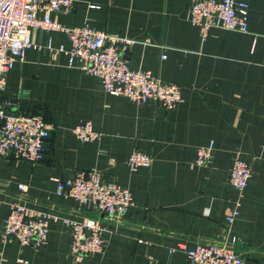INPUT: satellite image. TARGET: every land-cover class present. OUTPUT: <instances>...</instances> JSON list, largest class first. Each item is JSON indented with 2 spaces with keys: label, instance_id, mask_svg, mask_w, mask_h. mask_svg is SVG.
Instances as JSON below:
<instances>
[{
  "label": "crops",
  "instance_id": "1",
  "mask_svg": "<svg viewBox=\"0 0 264 264\" xmlns=\"http://www.w3.org/2000/svg\"><path fill=\"white\" fill-rule=\"evenodd\" d=\"M192 1L75 0L72 12L52 16L67 28L90 25L134 39L126 54L131 69L179 85L183 101L175 110L108 94L97 77L69 66L59 51L71 47L65 32H32L25 62L6 76L3 101L17 105L4 110L41 115L53 131L41 162L0 156V264H189L197 244L235 236L246 264L263 263L264 0H241L250 6L248 33L213 28L206 37L191 21ZM85 122L100 139L77 138L73 129ZM211 143V163L199 166L198 149ZM136 150L154 157L151 167L130 168ZM237 156L253 171L242 194L230 183ZM92 169L132 192L123 221L57 194L58 180ZM16 203L60 218L50 222L44 246L3 239ZM88 217L103 221L105 251L74 256L73 229L63 219Z\"/></svg>",
  "mask_w": 264,
  "mask_h": 264
},
{
  "label": "built area",
  "instance_id": "2",
  "mask_svg": "<svg viewBox=\"0 0 264 264\" xmlns=\"http://www.w3.org/2000/svg\"><path fill=\"white\" fill-rule=\"evenodd\" d=\"M75 0H0V156L38 163L44 160L45 145L50 139L53 126L43 116L13 115L4 107H16L14 102L3 101L7 74L26 60L27 52L34 46L32 32L35 30L61 31L68 35L70 49L62 46L59 51L69 56V66L97 77L104 90L114 96L131 99L138 105L154 101L167 110H175L183 101L182 88L161 80L150 71L132 70L126 57L128 49L136 41L132 38L97 30L90 25L67 28L53 14L70 13ZM249 4L241 0H193L189 14L192 23L199 27L203 37L213 28L249 32ZM245 10L246 14H240ZM73 132L83 142L100 139L101 133L91 122L77 125ZM214 144L200 147L196 163L206 166L213 158ZM154 157L136 150L129 157L132 170L151 167ZM252 166L240 156L234 159L230 171L231 185L242 194L252 178ZM25 189L24 185H20ZM57 194L85 207L91 204L94 210L108 220L121 222L134 205L132 192L117 183L104 180L97 169L80 171L67 180H58ZM238 214V210H235ZM60 218L46 212L28 209L22 204H13L4 222L5 242L17 240L24 246L40 248L48 240L51 221ZM229 222L234 217L228 218ZM73 229L71 253L87 257L103 253L106 241L103 238V221L85 218L82 221L63 219ZM241 238L231 242L199 243L189 250V264H246L237 251ZM149 264H161L152 260Z\"/></svg>",
  "mask_w": 264,
  "mask_h": 264
},
{
  "label": "water",
  "instance_id": "3",
  "mask_svg": "<svg viewBox=\"0 0 264 264\" xmlns=\"http://www.w3.org/2000/svg\"><path fill=\"white\" fill-rule=\"evenodd\" d=\"M262 264H264V261H263V263Z\"/></svg>",
  "mask_w": 264,
  "mask_h": 264
}]
</instances>
